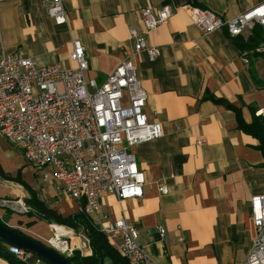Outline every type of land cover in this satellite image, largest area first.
Masks as SVG:
<instances>
[{
    "label": "crops",
    "instance_id": "crops-1",
    "mask_svg": "<svg viewBox=\"0 0 264 264\" xmlns=\"http://www.w3.org/2000/svg\"><path fill=\"white\" fill-rule=\"evenodd\" d=\"M261 1L61 0L64 25L53 22L43 0L0 3V57L18 53L67 69L75 66L69 59L72 40H79L85 77L99 84L122 59L132 60L147 93L144 112L148 121L161 123L163 135L131 148L145 178L142 198L104 194L91 221L99 226L124 218L157 264H243L252 249L249 200L264 194V156L242 126H252L254 113L264 108V53L244 49L247 30L236 38L225 28L201 35L184 6L227 20ZM163 6L172 8V16L147 38L159 56L131 57L129 31L142 30L141 11ZM54 171L28 165L20 150L0 138V221L6 227L34 240H47L52 225L69 228L27 204L33 198L61 219L78 213V202L63 192ZM8 199L14 209L3 204ZM158 226L165 230L162 242ZM0 264L12 263L0 256Z\"/></svg>",
    "mask_w": 264,
    "mask_h": 264
},
{
    "label": "built area",
    "instance_id": "built-area-1",
    "mask_svg": "<svg viewBox=\"0 0 264 264\" xmlns=\"http://www.w3.org/2000/svg\"><path fill=\"white\" fill-rule=\"evenodd\" d=\"M7 1L13 0L0 3ZM43 1L53 22L66 24L61 0ZM184 9L201 35L225 28L231 38H236L244 30L251 34L259 26L264 39V0L227 20L198 7ZM172 13L169 6L141 11L142 30L129 31L131 57L144 52L153 61L159 56V48L147 38ZM254 52L264 53V40ZM69 59L75 66L66 69L58 64H40L18 53L1 55L0 138L20 150L28 165L40 170L52 166L63 192L78 202V213L91 219L100 211L104 194L119 200L142 198L145 178L131 148L162 137L163 131L160 122L147 119V93L130 58L122 59L101 84L85 77L88 64L79 40H72ZM254 115L264 118V108ZM160 192L166 194L167 189L161 187ZM21 210L27 212L28 208L21 205ZM249 213L255 236L243 264H264V194L251 196ZM98 227L127 264H157L139 244L138 229L124 218ZM156 233L162 242L164 228L158 226ZM60 242L66 246L60 252L66 257L74 251L91 255L89 242L87 250L69 246L66 240ZM9 251L25 264H49L22 249L10 246Z\"/></svg>",
    "mask_w": 264,
    "mask_h": 264
},
{
    "label": "trees",
    "instance_id": "trees-1",
    "mask_svg": "<svg viewBox=\"0 0 264 264\" xmlns=\"http://www.w3.org/2000/svg\"><path fill=\"white\" fill-rule=\"evenodd\" d=\"M263 40L261 28L259 26H255L250 34L248 42L244 44V49L254 51L260 44H262ZM255 118L256 122L253 123L252 126H242V129L244 132L250 133L257 138L259 141L258 149L264 156V120L259 119L260 117ZM27 204L49 222L66 225L74 230L81 228L85 232V236L89 242L91 255L82 256L78 251H74L70 257L63 256L72 264H127L126 260L121 257L116 249L108 242L104 234L99 230V227L95 225L87 216L81 213H75L68 219H61L54 212L45 210L44 207L33 198L28 201ZM0 223L4 225L1 221ZM11 230L17 234H22L16 229ZM0 256L12 264H25L18 260L9 251L7 244L1 240Z\"/></svg>",
    "mask_w": 264,
    "mask_h": 264
},
{
    "label": "water",
    "instance_id": "water-1",
    "mask_svg": "<svg viewBox=\"0 0 264 264\" xmlns=\"http://www.w3.org/2000/svg\"><path fill=\"white\" fill-rule=\"evenodd\" d=\"M0 240L11 247L33 253L49 264H72L53 248H49L25 235L17 234L1 223Z\"/></svg>",
    "mask_w": 264,
    "mask_h": 264
},
{
    "label": "rangeland",
    "instance_id": "rangeland-1",
    "mask_svg": "<svg viewBox=\"0 0 264 264\" xmlns=\"http://www.w3.org/2000/svg\"><path fill=\"white\" fill-rule=\"evenodd\" d=\"M26 172H29L28 170L26 171ZM16 174V172L14 171V172H12V175H15ZM25 175L28 177V176H30L31 177V174L30 173H25ZM1 200L2 199H5V198H0ZM13 202H15L14 200H12V199H8V200H4V202H3V204H5V205H11L12 206V204H13ZM8 209V208H7ZM57 226V225H56ZM60 229V234H63V232L64 233H66L67 234V236L66 237H64L63 239L62 238H60L61 239V241H64V240H66L68 243H69V246L71 245V246H73V247H80V248H82L83 250H87L88 249V242H87V240H86V236H85V232L81 229V228H79L78 230H74V229H72V228H67V227H62V226H58ZM66 231H65V230ZM69 233H68V232ZM49 232H50V234H46V237H48V236H50L47 240H40L39 238H37L36 240L38 241V242H40L41 244H43V245H45V246H47V247H50V248H52L49 244H48V240L49 239H51L52 237H53V235H54V230L52 229V228H49ZM58 252V251H57ZM58 253H60V252H58ZM62 256H66V255H64V254H62V253H60Z\"/></svg>",
    "mask_w": 264,
    "mask_h": 264
},
{
    "label": "bare ground",
    "instance_id": "bare-ground-1",
    "mask_svg": "<svg viewBox=\"0 0 264 264\" xmlns=\"http://www.w3.org/2000/svg\"><path fill=\"white\" fill-rule=\"evenodd\" d=\"M51 228L54 230V235L51 239L48 240L49 245L54 248L55 250L59 252H63L66 250L65 244H62L60 242V237L67 235L66 233L63 232V234H58L57 230L60 229L56 225H52Z\"/></svg>",
    "mask_w": 264,
    "mask_h": 264
}]
</instances>
